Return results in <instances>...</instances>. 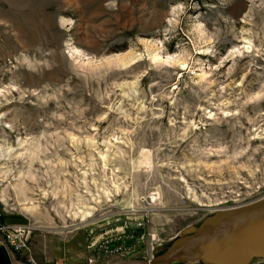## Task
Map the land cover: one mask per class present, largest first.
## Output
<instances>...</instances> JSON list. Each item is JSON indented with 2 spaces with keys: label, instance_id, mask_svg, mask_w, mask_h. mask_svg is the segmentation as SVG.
<instances>
[{
  "label": "rangeland",
  "instance_id": "374dc122",
  "mask_svg": "<svg viewBox=\"0 0 264 264\" xmlns=\"http://www.w3.org/2000/svg\"><path fill=\"white\" fill-rule=\"evenodd\" d=\"M263 197L264 0H0L2 221L110 264Z\"/></svg>",
  "mask_w": 264,
  "mask_h": 264
},
{
  "label": "water",
  "instance_id": "95a60500",
  "mask_svg": "<svg viewBox=\"0 0 264 264\" xmlns=\"http://www.w3.org/2000/svg\"><path fill=\"white\" fill-rule=\"evenodd\" d=\"M249 207L250 208H247V205H244L239 208L233 209L229 213L228 218L231 217V215H234V218L229 223L226 224L225 222V225L222 224L224 226L221 228L220 232L222 231L224 233H218V230H216L218 234H223L221 236L216 233H213V235H209L210 237L207 235L188 234L184 236L182 240H179L181 241L179 244H177L178 242L174 244L167 252H165V254L158 257L157 259H127L121 262L110 264H167L168 262L173 260L182 250L188 248L198 249L199 247H201L200 244L205 245L209 242H213L217 247H220V249H216L213 245L210 244L214 248L206 250L204 248V252H213V254L217 252L218 254L226 258L244 260L252 255H264V234L259 233L254 235H247L232 232L235 231V227L240 224L242 220H255L259 217L264 218V197L250 203ZM242 208L245 209L243 210ZM233 211L238 212L233 213ZM175 245L178 246L172 249ZM232 251H239V253L233 254ZM212 259L215 261L214 258Z\"/></svg>",
  "mask_w": 264,
  "mask_h": 264
},
{
  "label": "crops",
  "instance_id": "0c3cea01",
  "mask_svg": "<svg viewBox=\"0 0 264 264\" xmlns=\"http://www.w3.org/2000/svg\"><path fill=\"white\" fill-rule=\"evenodd\" d=\"M5 221L26 223L20 216H9ZM86 242L87 240L78 235H65L39 227L31 236L29 248L15 252L6 244L0 233V264H33L29 260L30 256L35 259L34 264H87L88 259H94V264H104L101 246L87 247Z\"/></svg>",
  "mask_w": 264,
  "mask_h": 264
},
{
  "label": "bare ground",
  "instance_id": "6f19581e",
  "mask_svg": "<svg viewBox=\"0 0 264 264\" xmlns=\"http://www.w3.org/2000/svg\"><path fill=\"white\" fill-rule=\"evenodd\" d=\"M9 111L7 112L6 111V114H8ZM247 208H250L249 205L247 206ZM245 209V208H244ZM243 209V210H244ZM238 212V211H237ZM236 212V213H237ZM235 213V212H234ZM233 216V217H232ZM234 218V215H231V217H229V222ZM259 220V221H258ZM228 222V223H229ZM253 223V225L249 226V227H242L244 224L246 225V223ZM240 223H243L242 224H238L236 227H235V231H232V232H236L237 234H247V235H254V234H264V218L262 217H259V218H256L255 220H242ZM242 225V226H241ZM36 227V226H35ZM214 228V227H213ZM221 226L220 227H215V233L218 234V233H224V232H220L221 230ZM216 230H218V233L216 232ZM213 230L210 231L208 234V232H201V233H198L196 235H213ZM212 233V234H211ZM219 236L223 235V234H218ZM215 236V234H214ZM210 237V236H209ZM181 241H178L177 244H179ZM213 245L216 249H220V247H217L213 242H209L207 243L205 246L203 244H200L201 247H199L198 249H201L203 251V249L205 248L206 249H211V248H214ZM178 245H175L172 249H174L175 247H177ZM196 248H188V249H184L182 250L173 260H171L170 262H168L167 264H173L174 262H176L177 260H180L185 254H190V255H196V251L198 250ZM190 250V251H189ZM183 252H185L184 254H182ZM233 254H238L239 251H232ZM204 254V253H203ZM216 256L218 257V259L215 258V264H248L250 261H251V258L254 256H250L249 258H246L244 260H237V259H231V258H226L224 256H221L220 254H218L217 252H215ZM181 255V256H180ZM180 256V257H179ZM179 257V258H178ZM214 258V257H213ZM90 260V264H93V260L89 259Z\"/></svg>",
  "mask_w": 264,
  "mask_h": 264
},
{
  "label": "built area",
  "instance_id": "2783aa9c",
  "mask_svg": "<svg viewBox=\"0 0 264 264\" xmlns=\"http://www.w3.org/2000/svg\"><path fill=\"white\" fill-rule=\"evenodd\" d=\"M0 213V233L6 244L15 252L29 248L31 236L36 229L34 222L32 223H6L1 219ZM30 262L36 263L35 259L30 256ZM64 264V263H57ZM89 264V263H88Z\"/></svg>",
  "mask_w": 264,
  "mask_h": 264
}]
</instances>
